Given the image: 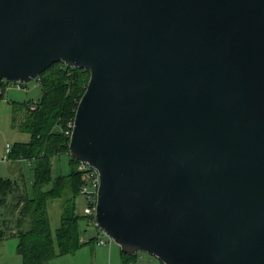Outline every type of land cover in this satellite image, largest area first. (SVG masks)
Returning <instances> with one entry per match:
<instances>
[{
  "label": "water",
  "instance_id": "obj_1",
  "mask_svg": "<svg viewBox=\"0 0 264 264\" xmlns=\"http://www.w3.org/2000/svg\"><path fill=\"white\" fill-rule=\"evenodd\" d=\"M89 70L69 154L96 224L164 264H264V0H0V87Z\"/></svg>",
  "mask_w": 264,
  "mask_h": 264
},
{
  "label": "trees",
  "instance_id": "obj_2",
  "mask_svg": "<svg viewBox=\"0 0 264 264\" xmlns=\"http://www.w3.org/2000/svg\"><path fill=\"white\" fill-rule=\"evenodd\" d=\"M39 77L42 96L14 103V125L30 133V139L16 142L11 152L12 160H32L33 177L23 185L19 179L0 177V203L19 209L15 224L19 230L17 251L23 264H48L55 256L73 253L88 242H98L97 236L88 241L82 238L80 221L86 215L79 214L77 209L86 172L80 169L81 162L69 154L70 136L66 133L69 123L74 121L90 72L57 62ZM63 153L69 155L71 170L54 176L52 159ZM24 178L23 173L21 179ZM11 197L12 204L8 202ZM56 199L62 200V210L60 223L54 228L50 204ZM122 253V264L137 262L138 254Z\"/></svg>",
  "mask_w": 264,
  "mask_h": 264
},
{
  "label": "rangeland",
  "instance_id": "obj_3",
  "mask_svg": "<svg viewBox=\"0 0 264 264\" xmlns=\"http://www.w3.org/2000/svg\"><path fill=\"white\" fill-rule=\"evenodd\" d=\"M39 76L21 84L4 80L3 93L0 96V177L19 179L22 185L23 182L29 184L30 178L33 177L30 159L26 158L23 162L12 160V158L4 161L2 156L7 143L13 147L16 142L30 139V133L22 131L14 125V103L38 100L42 96L43 88ZM52 161L54 176L66 174L71 170L70 158L66 153L55 155ZM23 173L25 178L21 179ZM12 201L11 197L8 202L12 204ZM85 208V200L80 196L78 213L85 215ZM61 210L62 200L56 199L53 204H50L51 222L54 228L60 223ZM18 214L19 209H12L9 205L0 203V264H23L22 256L17 251L18 237L16 233L19 230L15 222ZM80 224L84 241H88L92 236H97L98 241L103 238L107 244H99L97 241L88 242L73 253L53 257L48 264H122L124 256L121 247L102 231L92 218L86 216L81 219ZM151 258L163 264L158 257L144 251L139 252L135 260L138 264L150 263Z\"/></svg>",
  "mask_w": 264,
  "mask_h": 264
},
{
  "label": "built area",
  "instance_id": "obj_4",
  "mask_svg": "<svg viewBox=\"0 0 264 264\" xmlns=\"http://www.w3.org/2000/svg\"><path fill=\"white\" fill-rule=\"evenodd\" d=\"M21 84L22 82H13ZM3 93L2 85L0 87V94ZM35 107V104L32 105ZM74 121L69 123V129L66 133L71 137L72 130H73ZM12 152V145L10 143L6 144L5 152L2 156V160L8 161L11 159L10 154ZM25 157H20L18 161L23 162L25 161ZM32 163V160H29ZM80 169L86 172V182L81 186V197L85 200L86 208H85V215L92 218L95 223V215H96V205H97V193L100 184V177L98 171L89 165L88 163L81 162ZM99 244H107V242L103 239H99Z\"/></svg>",
  "mask_w": 264,
  "mask_h": 264
},
{
  "label": "crops",
  "instance_id": "obj_5",
  "mask_svg": "<svg viewBox=\"0 0 264 264\" xmlns=\"http://www.w3.org/2000/svg\"><path fill=\"white\" fill-rule=\"evenodd\" d=\"M22 176V175H21ZM142 257V256H141ZM143 258V257H142ZM141 258V259H142ZM133 264H138V262H134ZM141 264H160L158 262H156L153 258L150 259V263H141ZM164 264V263H163Z\"/></svg>",
  "mask_w": 264,
  "mask_h": 264
}]
</instances>
